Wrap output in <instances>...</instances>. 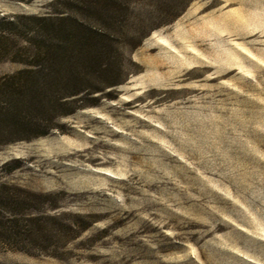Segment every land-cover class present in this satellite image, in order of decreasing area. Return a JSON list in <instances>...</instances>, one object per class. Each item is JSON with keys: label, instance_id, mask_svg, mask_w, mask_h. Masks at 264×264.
<instances>
[{"label": "rangeland", "instance_id": "rangeland-1", "mask_svg": "<svg viewBox=\"0 0 264 264\" xmlns=\"http://www.w3.org/2000/svg\"><path fill=\"white\" fill-rule=\"evenodd\" d=\"M109 1L115 28L76 0H0V76L57 11L58 37L84 18L126 58L68 114L0 115V264H264V0Z\"/></svg>", "mask_w": 264, "mask_h": 264}, {"label": "trees", "instance_id": "trees-1", "mask_svg": "<svg viewBox=\"0 0 264 264\" xmlns=\"http://www.w3.org/2000/svg\"><path fill=\"white\" fill-rule=\"evenodd\" d=\"M76 2L68 3V8L82 14L96 13L100 15V18L104 17L103 14H109L108 19L104 18V26L115 28L117 16L113 14V11L118 7L113 2L109 0H76ZM56 13L58 14L33 16L37 22L38 30L35 31L37 39L28 40L24 37L20 39V49L13 53L15 55L12 57L13 61L23 64L24 67L15 73L0 76V115H7L14 120V124L19 126L26 125L22 116L24 107H33L46 102L48 105L44 106L43 119L47 120L68 114L71 109H63L62 106L71 97L84 92L82 82L85 75L93 72L116 74L126 67L125 57L111 53L109 43L112 39L105 34L103 25L98 27L84 18L71 20V24L83 30V35L74 41L66 36L60 38L57 35L65 30L67 24L61 23L56 26V20L65 21L66 16L62 15L65 13L63 11ZM0 23L12 24L13 22L5 16L0 18ZM71 24L68 23V26ZM54 31L55 35H53ZM6 40V35H0V54H10L11 49ZM21 40L29 42L30 46L21 44ZM67 45H73L72 49L76 48L78 52H61L68 49ZM110 82L111 85H116L118 81L116 79ZM47 127L50 128V125L28 130L26 133L23 131L24 133L6 138L2 142L31 139L45 134Z\"/></svg>", "mask_w": 264, "mask_h": 264}, {"label": "bare ground", "instance_id": "bare-ground-1", "mask_svg": "<svg viewBox=\"0 0 264 264\" xmlns=\"http://www.w3.org/2000/svg\"><path fill=\"white\" fill-rule=\"evenodd\" d=\"M161 38V37H160ZM235 62V61H234Z\"/></svg>", "mask_w": 264, "mask_h": 264}]
</instances>
